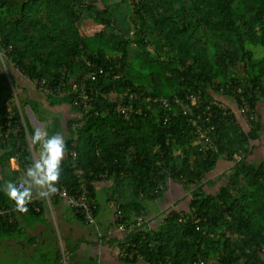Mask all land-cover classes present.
I'll use <instances>...</instances> for the list:
<instances>
[{
  "label": "trees",
  "instance_id": "1",
  "mask_svg": "<svg viewBox=\"0 0 264 264\" xmlns=\"http://www.w3.org/2000/svg\"><path fill=\"white\" fill-rule=\"evenodd\" d=\"M259 48L264 0H0V205L13 203L4 184L17 180L33 159L27 132L30 137L35 128L27 105L50 135L65 136L68 154L58 187L75 194L81 182L76 171L82 169L100 229L93 182L113 179L123 218L102 236L96 231L101 242L120 248L130 242L129 250L149 264H264V160L251 159L261 121L253 120L246 131L239 116L213 104L216 94L237 100L244 94L253 108L264 102ZM74 78L86 80L93 97L87 105L69 95ZM14 92L22 113L16 106L8 110ZM194 92L202 96L199 111L209 105L207 114L213 113L203 125L214 128V147L207 152L195 145L194 127L182 109ZM33 93L67 105L75 117L43 116ZM14 157L18 170L9 166ZM221 158L227 174L214 193L200 184L211 170L221 171ZM169 182L190 194L151 227L145 202L169 190ZM45 202L37 198L21 216H40ZM14 223L1 218L0 230L11 233ZM120 224L129 231L121 237ZM67 253L59 251L52 264H64Z\"/></svg>",
  "mask_w": 264,
  "mask_h": 264
},
{
  "label": "crops",
  "instance_id": "2",
  "mask_svg": "<svg viewBox=\"0 0 264 264\" xmlns=\"http://www.w3.org/2000/svg\"><path fill=\"white\" fill-rule=\"evenodd\" d=\"M21 91L23 92V90H20L19 92ZM32 96L41 102L39 105L41 108L40 113L46 117L44 113L47 111L46 100H51L37 93H33ZM229 102L233 104L231 101ZM50 104L53 105L55 103ZM26 107L31 114V117L29 115L31 121L35 123L38 128L46 129V122H40L41 120L35 115L33 109L29 106ZM55 107H57L55 114H61V119L63 121H66L69 117H75L76 113L74 112V115L70 114V109L67 105L56 104ZM50 113L52 112L50 111ZM258 113V117L261 121V130L259 131L256 149L251 155V159L261 161L264 160V112L262 108L259 109ZM50 115L52 116V114ZM37 154L38 151L35 155ZM223 162L224 160L221 159V164H219L218 167H220ZM9 166L12 169L18 170L20 168L18 158H12ZM102 177L104 178L93 182V191L95 193L94 198L99 205L98 220L101 227L103 226L108 229L114 227L117 200L115 199L113 191L115 188L113 179L106 176ZM205 187L208 190L213 189V187L209 185H206ZM167 191L165 192L167 193ZM186 193L187 192L182 191L181 188L179 191H175L174 197L170 196L166 198L165 194L163 197L160 196L154 200H147L145 205L148 208L149 213L152 214V217H155L152 218L150 216L148 221L153 220L155 223L153 224L152 222V224L153 226H156L158 223V217L168 209L170 202L173 201V204L180 199L181 201H185V197L188 194ZM45 201V210L40 216L33 217L27 215L22 217L21 215H15L13 221V223L16 221V223H14L16 224L15 229H13L11 233L6 231L5 234L4 230H0V249H7L10 252L14 248L20 247V253L23 254V252H25L24 255L27 259V261L24 260L25 264H52L57 257L58 252L61 251V253H64L66 249L68 250L66 255L70 257L69 264H92L95 256L91 253V250L97 248L99 249V252H102L100 254H103L102 257L98 256V259L101 260V264H138V262L130 263L123 261L119 255L118 246L112 243L108 244L107 242H101L97 238L92 226H85L79 221L76 211L70 208L65 201L62 199H51L50 201L45 199ZM130 224H133V222L131 221ZM149 225L153 227L151 224ZM117 233H119L118 236L121 237L123 233L126 234L127 232L118 229Z\"/></svg>",
  "mask_w": 264,
  "mask_h": 264
},
{
  "label": "clouds",
  "instance_id": "3",
  "mask_svg": "<svg viewBox=\"0 0 264 264\" xmlns=\"http://www.w3.org/2000/svg\"><path fill=\"white\" fill-rule=\"evenodd\" d=\"M82 81L83 79L77 80L74 78L68 83V85L73 86V89H71L72 92L69 94L71 97L81 92V89L80 88L77 89V87L80 85ZM228 86L230 87V85ZM220 88H221V91L224 92L223 87H220ZM237 90L238 92L240 90L242 93L243 89L238 88ZM130 92L131 91H129L128 93L130 94ZM91 94H92V91H91ZM192 94H198L200 96L198 102H200L201 97H202L200 92H194V93H191V95ZM242 95L250 102V99L248 98V96L244 94L239 95V100H237L233 95L226 94L225 96H222V95L216 94L217 97L216 99H214V101H219L221 102V104L225 105L228 108V112H225L224 110H222L224 114H227V113L231 114L234 112L236 116L240 117V115L236 113V110H237L238 103L241 102L240 99ZM234 99H236L237 101H235ZM229 101H231L233 104H231ZM260 102L264 103L263 101H259L256 108H254L256 111L258 109V112H259ZM194 108L195 106L192 107L191 113L193 112ZM229 108L231 109V111L229 110ZM240 120H241L242 128L245 129L246 131H249V129L247 128V125L245 124V122L242 120L241 117H240ZM204 124H201L204 131H206L207 128L211 127L209 126L205 128L203 126ZM31 125L35 128V130L30 135V143L32 146H38V154L32 159L31 163L24 169L22 175L17 180L15 181L9 180L5 182L4 187H3V191L5 192L7 197L11 201L14 202L16 210L20 213L28 212L29 210L28 205L33 201V199L35 198L48 199L60 192L58 185L60 183L61 175L63 172V162L68 154L67 140L61 132H56L55 134L50 135L46 129L38 128L37 125H35V123L32 122ZM78 126L79 125L74 126L75 131L76 129H78ZM193 133L196 136V139H195V142H196L199 139V134H196L195 127L193 128ZM211 139H212V134H211ZM196 146L198 148V146H200V143H198V145ZM205 152H207V150ZM225 161L226 160H224V162L221 165L222 167L221 171H218L215 169L211 170L210 172L206 174L205 178L203 179L200 185L201 186L204 185V187L206 185L212 186L213 189L211 191H213L214 193H217L220 187H222L225 184V182L221 183L222 181L226 179L225 175L227 174V171H226L227 168H224ZM219 175H222V179L219 177ZM212 178L215 179V182L216 181L217 182L214 184H210V182L212 181L211 180ZM116 206H117V211L115 214V220L118 219L117 215L119 212L117 203H116ZM176 207H177V202H174L172 205L168 207V209L176 208ZM142 217L143 216H140L138 218L136 222L137 224H140V222H142L141 220ZM132 225L134 226V223L130 224L129 226L130 230L133 229ZM124 231L127 233L129 232L128 230H124Z\"/></svg>",
  "mask_w": 264,
  "mask_h": 264
},
{
  "label": "built area",
  "instance_id": "4",
  "mask_svg": "<svg viewBox=\"0 0 264 264\" xmlns=\"http://www.w3.org/2000/svg\"><path fill=\"white\" fill-rule=\"evenodd\" d=\"M95 79V77H92ZM35 83H38L37 80H35ZM80 88L81 92H79L77 95L72 96V98H75V103L80 104L83 103L85 105L88 104L89 101H92V96L90 97L89 91L87 89V84L86 80L83 79V81L80 83V85L77 87V89ZM43 89H46L49 91L48 88L43 87ZM241 93V91L239 90ZM70 94V93H69ZM199 98L200 96L198 94H192L187 97V103L184 104L182 109L184 110V114L189 116V121L191 125H193L196 128V134H199V139L195 142L196 145L200 143V146H198V149L201 151L203 150H209L214 147L212 139H211V134L212 131L214 130L213 127H209L204 131L203 127L201 124H204L206 122H209L212 117V112L210 114H207V110L210 109V106L208 105L206 109L203 111H199L200 105H199ZM241 102L238 103L236 113L240 115L242 120L245 122L247 125V128L250 130L253 127V120L256 118L258 119V114L257 111L251 106L250 102L242 95L241 96ZM219 109L224 110L225 112H228V108L221 104L219 101H214V103ZM8 110L12 111L14 107L16 106L19 111L22 113V109L20 107L19 103V97L18 94L14 92V98L9 100L7 103ZM195 106L196 111H193L191 113L192 107ZM117 109L120 111H123L124 113L128 112L131 114L133 111V106H122V105H117ZM116 109V110H117ZM22 115V114H21ZM126 118H130V115H125ZM22 119L24 121L23 115ZM1 135V133H0ZM27 137L29 139V150L32 153L33 158L36 156L35 153H37L38 149H35L34 146L31 145L30 143V137L29 133L27 132ZM30 164V163H29ZM28 164V165H29ZM26 165V167L28 166ZM76 173L80 176L81 182L79 185V188L77 189L76 193H70L66 189H60V192L56 195L59 196V198L63 199L70 207L75 208L76 210L80 211V213L83 214L84 221L91 226H96V229L99 230L98 235L102 236L103 233L100 231V226L97 224V218L94 213V206H93V199L91 196V190L89 189L88 186V180L84 176V171L82 169H79L76 171ZM163 187V185L160 186V189ZM37 198L33 199V202H35ZM51 199H54L52 196L51 198H48L47 201H50ZM36 210H39V208H36ZM24 213H20L16 210L14 202L11 203L8 206H2L0 205V219L4 218L6 221L9 223L14 221L15 215H21ZM117 218L120 220L123 218V213L121 211L118 212ZM133 226V225H132ZM119 230H127V227L124 224H120L118 226ZM109 234L113 233L112 229L108 231ZM132 243L126 242L124 246L121 248L118 247V252L119 255L122 259H129L132 260L134 259L135 256H138V258L142 259V256L137 250H129V247H131ZM65 255L63 256V263H67V259H64ZM66 262V263H65Z\"/></svg>",
  "mask_w": 264,
  "mask_h": 264
},
{
  "label": "rangeland",
  "instance_id": "5",
  "mask_svg": "<svg viewBox=\"0 0 264 264\" xmlns=\"http://www.w3.org/2000/svg\"><path fill=\"white\" fill-rule=\"evenodd\" d=\"M117 1H119V0H108V2L109 3H115V2H117ZM133 48H136L135 46H133ZM137 49V48H136ZM259 53H264V48H259ZM20 96V95H19ZM22 98V96H20V99ZM222 99H224V98H222ZM50 103H53L52 101H48V100H46V110L47 111H45L44 113H45V115H47V116H49V117H53L54 115H58V114H55V110H56V108L57 107H55L56 106V104H53V105H55V106H53L52 104H50ZM27 106V105H26ZM26 106H24V112L26 113V115L28 116V118L30 119V122H31V124H32V121H31V118L29 117V115L31 116V114H30V112H29V110H28V108L26 107ZM51 108H49V107ZM30 107V106H29ZM260 108H262V110H263V112H264V103H262V102H260V104H259V109ZM31 109V108H30ZM50 111L52 112V113H50ZM50 114H52V116L50 115ZM59 116V115H58ZM60 117H62V116H60ZM61 119V118H60ZM40 121V120H39ZM40 122H43V121H40ZM44 123V122H43ZM36 125V124H35ZM221 183H223V181L221 182ZM168 187H169V190L167 191V193L165 192L164 194H162L161 196L163 197L165 194H166V198H168V197H170V196H175L174 194H175V191L177 190V189H179V188H181V186L180 185H176V184H172L171 182H169L168 183ZM215 190V189H214ZM173 202V201H172ZM172 202H170V205H172ZM181 205H184V203L181 201ZM69 206V205H68ZM70 207V206H69ZM71 208V207H70ZM155 216V215H154ZM152 222H153V220H149V224H151L152 226H153V224L155 223V222H153V224H152ZM115 227H113L112 229H114ZM92 229L95 231V233H96V231H99V230H96L95 229V227H92ZM116 229V228H115ZM105 230H106V227H101V229H100V231H102V232H105ZM59 240H60V238H59ZM61 247H62V244H61ZM20 250H21V248L20 247H17V248H14L12 251H8L7 249H0V264H25V261L24 260H26L27 261V259H26V257H25V252H23V254L22 253H20ZM91 253L95 256L94 257V259L95 260H93L94 262H96V264H99V261H98V256H100V257H102L103 256V254L101 255L100 253H102V252H99V249L97 248V249H92L91 250ZM64 259H67V255H65V257H64ZM102 259V258H101ZM140 260H142V259H140ZM67 261V260H66ZM94 262H92V264H94ZM146 261H138V264H147V263H145ZM66 263V262H65ZM27 264V263H26Z\"/></svg>",
  "mask_w": 264,
  "mask_h": 264
},
{
  "label": "water",
  "instance_id": "6",
  "mask_svg": "<svg viewBox=\"0 0 264 264\" xmlns=\"http://www.w3.org/2000/svg\"><path fill=\"white\" fill-rule=\"evenodd\" d=\"M32 113V112H31Z\"/></svg>",
  "mask_w": 264,
  "mask_h": 264
}]
</instances>
